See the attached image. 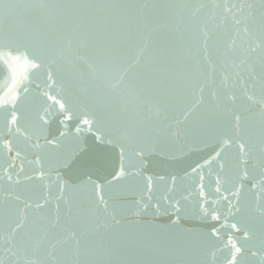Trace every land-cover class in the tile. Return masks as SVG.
I'll use <instances>...</instances> for the list:
<instances>
[{
	"label": "water",
	"instance_id": "1",
	"mask_svg": "<svg viewBox=\"0 0 264 264\" xmlns=\"http://www.w3.org/2000/svg\"><path fill=\"white\" fill-rule=\"evenodd\" d=\"M0 264H264V0H0Z\"/></svg>",
	"mask_w": 264,
	"mask_h": 264
}]
</instances>
